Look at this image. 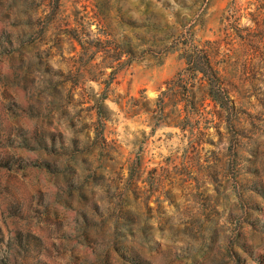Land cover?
<instances>
[{
    "label": "rangeland",
    "instance_id": "rangeland-1",
    "mask_svg": "<svg viewBox=\"0 0 264 264\" xmlns=\"http://www.w3.org/2000/svg\"><path fill=\"white\" fill-rule=\"evenodd\" d=\"M0 264H264V0H0Z\"/></svg>",
    "mask_w": 264,
    "mask_h": 264
},
{
    "label": "trees",
    "instance_id": "trees-1",
    "mask_svg": "<svg viewBox=\"0 0 264 264\" xmlns=\"http://www.w3.org/2000/svg\"><path fill=\"white\" fill-rule=\"evenodd\" d=\"M202 59L204 60L203 63L206 66V70H207V73L209 74V79H210L209 88H208L209 89L208 90V97L213 102H217L219 100H221V101L224 100L225 102L229 103L230 100L228 98V94H227L226 90L222 88L217 72L210 65V63L206 57H203ZM189 92L191 93L190 98L194 102L196 99L195 95L192 93V90H189ZM192 100H191V102H192ZM229 109H231V107Z\"/></svg>",
    "mask_w": 264,
    "mask_h": 264
}]
</instances>
